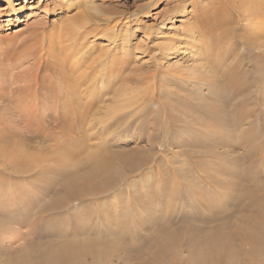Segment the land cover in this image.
Instances as JSON below:
<instances>
[{
	"label": "rangeland",
	"instance_id": "374dc122",
	"mask_svg": "<svg viewBox=\"0 0 264 264\" xmlns=\"http://www.w3.org/2000/svg\"><path fill=\"white\" fill-rule=\"evenodd\" d=\"M201 2L204 0H0V115L11 117L7 116L6 125L16 123L8 131L11 139L0 142V263L18 256L34 239L36 250L48 249L65 238L75 239L71 232L67 237H59L58 223L63 219L86 218L93 212L96 224L111 219L115 228L116 219L125 217L123 223L128 220L133 227L128 235H110L100 227L96 235L99 240L107 242L113 237L129 251L148 246L141 242L143 237L165 221L178 220L174 226L169 224L174 229L185 220L218 216L236 205L226 191L227 184H236V190L257 182L264 184V97L256 101L249 98L245 109L250 112L236 126L232 123L233 107L206 101L205 94L212 95L206 90L192 93L193 97H202L199 102L193 98L189 101L186 88L178 87L169 95L174 84L159 76L167 70L191 66V61L185 62L188 55L165 54L161 62L148 56L144 49L146 44L142 42L151 33L180 36L187 14ZM172 5L180 13L159 29L162 13ZM12 10L17 15L8 18ZM60 55L68 56L60 67L68 76L73 74L72 67L84 70V66L93 65L87 70L88 75L92 71L94 76L90 80H95L90 81L95 89L91 102L81 100L77 105L54 97L52 87L59 84L54 57ZM112 55L123 60L126 67L114 76L107 89L101 74L95 76ZM32 71L36 72L34 77ZM151 74L157 79L149 80ZM35 82L38 87L50 85L51 90L47 93L39 88L34 97L27 92ZM78 86L73 96L86 99L83 89L87 84L84 88ZM252 121L255 124L251 129ZM242 129L250 133L242 135ZM21 133L33 136L32 147L26 145L28 141L13 146L15 135ZM4 148L8 152L3 155ZM91 148L97 158L111 154L116 157L101 175L109 181L102 195L81 203H64V209L58 211L62 208L59 206L57 211L41 218L39 211L60 189L63 171L82 173L89 168L91 160L87 156ZM60 154L68 157L64 160L72 166L63 167L58 161ZM118 155H128V165ZM12 161H17L15 166L6 164ZM26 168L30 171L23 172ZM107 180L99 178L100 183ZM10 192H15V200L8 197ZM234 193L231 194L235 196ZM146 219L148 224H142ZM219 222L212 220L206 224L215 226Z\"/></svg>",
	"mask_w": 264,
	"mask_h": 264
},
{
	"label": "bare ground",
	"instance_id": "6f19581e",
	"mask_svg": "<svg viewBox=\"0 0 264 264\" xmlns=\"http://www.w3.org/2000/svg\"><path fill=\"white\" fill-rule=\"evenodd\" d=\"M6 1L9 2L10 0H2V2ZM204 2L196 5L187 14L189 18L187 17L186 21H183L182 33H180V36L174 37L173 35L175 34L171 35L166 33L172 36L167 37L163 34L158 35L155 32L151 33V36L144 39L142 43L146 44L144 49H146L147 55L161 62L164 60L165 54H175L177 56L181 52V54L185 56L188 55V57L184 56L186 59L185 62L191 61V66L180 67L182 69L176 66L177 68H175V70H172L170 67V71L172 70L171 72L167 70V72L164 71L165 73L163 74L161 72L162 76H159L160 78H165L164 82L172 81L171 83L174 84V88L168 85L174 89L170 90L169 95L175 93L178 87L182 89L186 88L188 90L187 95H190L188 98L189 101L193 98L195 101L199 102L202 100H200L202 97H193V92L206 90L208 93H212V95L205 94L207 96L206 101L211 100L212 103L220 104L225 108L229 105V107H233L232 113H234V120L232 123L236 125L237 122L239 124V121L244 120L250 112L245 109L246 105L250 103L248 102L249 98L251 97L253 101H256L258 98L264 97V0H204ZM14 5H17V3H14ZM175 5H177V3ZM178 13L180 12L177 10L176 6H168L167 12L165 14L162 13V16L160 15L161 26L159 29H162L164 23L170 21L173 18L172 16ZM16 15V11L12 10L10 14H8V18ZM149 31L148 29V36ZM72 33H75V30ZM59 38L61 39V37ZM98 53L100 54V52ZM123 54H126V52ZM67 57L68 56L65 55L54 57V66L56 69L58 68L56 74L59 80V84L56 88L50 85L38 87L35 82L34 85L28 87V92H26L32 93L33 95L39 88L40 90L44 88L42 91L47 90L48 93V90L50 91L52 87L54 97L58 99L61 98L63 101H70L69 103L72 102L77 105H79V102H82L81 100L91 102V100L95 99L94 85L90 84V81L95 82V80H90L94 76L92 71V74L90 73L91 75H88L87 72L93 65L84 66V70H81V67H72L73 74L68 76L66 71L60 68L61 63L68 59ZM94 58L96 59V57H93V59ZM97 66L99 65L97 64ZM125 67L126 63L123 60L120 58L116 59L112 55V58L106 63V67H104L101 72L97 71L98 73L95 77L99 76L100 73L102 76L101 82L104 83L108 89L110 87L109 83L112 82L114 76H117L120 70L122 71ZM96 70L97 69L94 71ZM33 73L32 77H34L36 72ZM154 74L150 75L151 78L148 77L149 75H146L147 79H154ZM158 74H160V72ZM124 76L126 77V75ZM156 79L157 78H155V80ZM93 82L92 84H94ZM160 82L162 84L163 81ZM86 84L87 86L84 88ZM148 84H150V82H148ZM78 85L84 88L86 99H76V97L73 96L76 94V90L79 87ZM147 88L149 87L147 86ZM57 89L58 91H56ZM61 90L63 91L62 93L60 92ZM66 95H69V99H67L68 96ZM194 95H196V93ZM167 101L169 102L170 99ZM211 102H209V104L212 105ZM205 103L207 104V102ZM203 104L204 102L202 105ZM205 106L207 108V105ZM211 107L208 108L210 109ZM7 116L8 115H0V124L4 123L8 117L9 119L11 118ZM45 117L46 116H44V118ZM251 123H249L251 124V127H249L252 129L255 123L254 121ZM6 124L7 123H4L5 126L0 130V142L11 139V135L8 131L12 130L11 126H14L16 123L13 124L11 121V125ZM23 131L26 132V130ZM28 132L32 133V131L29 130L27 133ZM27 133H21V135L16 134V141L13 146L18 147L19 144L28 141L26 145L32 147L31 142L33 136ZM249 133L250 131L246 129L240 131L242 135H248ZM255 134H257V132ZM92 148L87 156V158L91 160L87 170L82 173L72 172L66 174L63 169L64 171L62 174H64V180L59 184L60 189L54 194L52 200L39 211L40 213L37 211L41 218L49 212L57 211L56 208L64 203V205L69 202L70 204L72 202L81 203L82 201H87L89 198L93 200V197L102 195V191L106 188L109 181L105 176L101 175L109 170L111 161L116 157L111 154L110 156L97 158L98 155H95V149ZM4 149H1L3 155L8 152V148ZM61 152L63 155L64 150ZM65 152L67 151L65 150ZM61 154L59 155L60 157H58L59 163L65 168L72 166L67 163L68 160L65 161L68 157L65 158L66 156L63 157ZM117 157L121 162L128 165V155H118ZM69 161L71 160L69 159ZM5 162L3 164L4 166H6ZM16 162L17 161H12V165L8 162L6 164L15 166ZM72 163L73 162H71V164ZM76 166L77 164L75 167ZM26 169L27 170L23 172L30 171V168ZM32 173H34V171H32ZM100 177L105 178L107 181L100 183ZM235 185L234 183L227 184L228 189H226V191L230 192L229 195L233 198V204L236 205L232 207L229 206L228 209L218 216L209 215L207 217L204 215L205 217L201 216L198 219L192 218L188 221L185 220L184 224L181 226L178 224L179 226L174 229H171L169 224L174 226L178 223V220L175 221V219H170L165 221L157 225L156 230L148 231L143 237L144 239H142L141 242H146L145 244L148 246L142 245L129 251L127 247L124 248L121 243H118L113 237L107 242L106 240H99L96 238V235L100 233V227L109 232L110 235L114 233L128 235V232H130L133 227L130 226V223V225H128V220L126 224L123 223L122 220L126 219L125 217H118L119 219H116V222H114V225H116L115 228L111 226V219L103 221L101 225L96 224V215L93 212L86 218L63 219L58 223L59 231L56 234L59 237H67L68 233L71 232L72 238L75 239L65 238L64 240H59L58 243L50 245L48 249H41L42 251L36 250V242H32L36 240L34 239L29 241L26 248L19 251L20 255L18 254L16 257L11 256L7 259H3V262L0 264H113V262L117 263V260L121 262L120 264H264V184H259L257 182L252 186L245 187L243 190H236L237 187ZM218 186L221 188L220 185ZM186 190L188 191L187 187ZM14 193L15 192H10L8 197L15 200L16 194ZM231 193H234L235 196ZM221 194H223V191ZM25 209L27 210V208ZM62 209L64 208L62 207L58 209V211ZM106 215L105 213V216ZM212 220H219L220 222L215 226H207L206 223L212 222ZM68 221H71V224ZM141 222H143L142 224H148V219ZM134 227H136V224ZM100 241L103 242L104 245H102ZM33 243H35V245ZM56 253L63 254L57 256L55 255ZM183 253H185V255ZM0 254H2L1 251Z\"/></svg>",
	"mask_w": 264,
	"mask_h": 264
}]
</instances>
